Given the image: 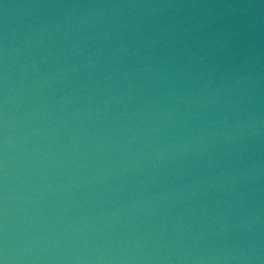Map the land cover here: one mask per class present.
Masks as SVG:
<instances>
[{
  "label": "water",
  "instance_id": "water-1",
  "mask_svg": "<svg viewBox=\"0 0 264 264\" xmlns=\"http://www.w3.org/2000/svg\"><path fill=\"white\" fill-rule=\"evenodd\" d=\"M264 264V0H0V258Z\"/></svg>",
  "mask_w": 264,
  "mask_h": 264
},
{
  "label": "clouds",
  "instance_id": "clouds-1",
  "mask_svg": "<svg viewBox=\"0 0 264 264\" xmlns=\"http://www.w3.org/2000/svg\"><path fill=\"white\" fill-rule=\"evenodd\" d=\"M0 264H8L7 255H5L3 258H0Z\"/></svg>",
  "mask_w": 264,
  "mask_h": 264
}]
</instances>
